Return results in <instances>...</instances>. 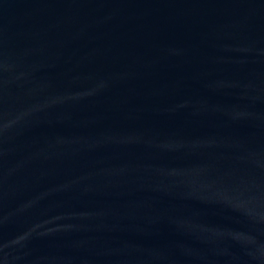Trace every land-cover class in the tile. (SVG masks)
I'll use <instances>...</instances> for the list:
<instances>
[{"label": "water", "instance_id": "1", "mask_svg": "<svg viewBox=\"0 0 264 264\" xmlns=\"http://www.w3.org/2000/svg\"><path fill=\"white\" fill-rule=\"evenodd\" d=\"M0 264H264V0H0Z\"/></svg>", "mask_w": 264, "mask_h": 264}]
</instances>
